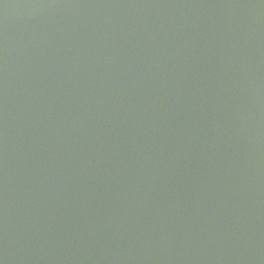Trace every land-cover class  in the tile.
Returning a JSON list of instances; mask_svg holds the SVG:
<instances>
[{
	"label": "water",
	"instance_id": "water-1",
	"mask_svg": "<svg viewBox=\"0 0 264 264\" xmlns=\"http://www.w3.org/2000/svg\"><path fill=\"white\" fill-rule=\"evenodd\" d=\"M0 264H264V0H0Z\"/></svg>",
	"mask_w": 264,
	"mask_h": 264
}]
</instances>
